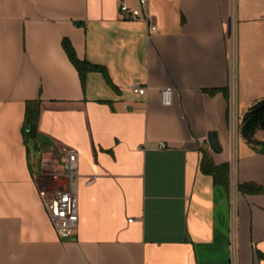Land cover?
<instances>
[{"label":"crops","instance_id":"0c3cea01","mask_svg":"<svg viewBox=\"0 0 264 264\" xmlns=\"http://www.w3.org/2000/svg\"><path fill=\"white\" fill-rule=\"evenodd\" d=\"M148 2L156 33L120 16L139 0H0V264H264V154L248 145L236 155L227 96L238 47L235 108L264 100V0ZM64 41L108 78H82ZM37 101L54 166L78 154L68 241L24 142L26 104ZM204 158L230 164L235 191L201 170ZM246 184L262 192L238 191Z\"/></svg>","mask_w":264,"mask_h":264},{"label":"built area","instance_id":"2783aa9c","mask_svg":"<svg viewBox=\"0 0 264 264\" xmlns=\"http://www.w3.org/2000/svg\"><path fill=\"white\" fill-rule=\"evenodd\" d=\"M139 3L141 9L132 8L126 3L121 4L119 8L120 16L124 20L128 21H135L143 18L144 22L149 26V32H158V28L151 22L147 13L149 8L148 0H139ZM234 59L235 51L232 49V60L234 61ZM234 87L235 69L233 68L232 62L230 86V111L232 112L235 103ZM130 91L135 95L145 96L147 94L148 88L144 85H133L131 86ZM173 100L174 94L171 87L161 90V101L164 106H171L173 104ZM162 148H166V146L162 144ZM59 178L61 179V183L58 185V187L50 192L42 190L41 196L43 198L49 220L55 228L59 239L68 241L75 237V232L79 223V205L77 194L79 175L77 153H68L64 156L62 171L60 172L59 176H55L53 180L57 182Z\"/></svg>","mask_w":264,"mask_h":264},{"label":"trees","instance_id":"16d2710c","mask_svg":"<svg viewBox=\"0 0 264 264\" xmlns=\"http://www.w3.org/2000/svg\"><path fill=\"white\" fill-rule=\"evenodd\" d=\"M64 49L70 57L72 63L77 68L82 78L90 72H99L108 78L106 69L99 65H93L87 62H82L77 59L71 45L64 41ZM228 93V92H227ZM230 99V94H227ZM39 102H27L26 104V121L24 125V142L26 145H32L36 152H43L46 149V145L43 142V137L39 135L37 130L39 120ZM229 113V112H228ZM229 118V114H228ZM264 132V100L258 102L248 109L241 122V136L254 151L260 154H264V142L258 141L254 138L256 131ZM201 170L214 178L216 185H221L225 188H230V164H223L220 166L214 165L211 161L203 159L201 163ZM238 191H244L248 194H258L262 190L258 186L253 184L237 185Z\"/></svg>","mask_w":264,"mask_h":264},{"label":"rangeland","instance_id":"374dc122","mask_svg":"<svg viewBox=\"0 0 264 264\" xmlns=\"http://www.w3.org/2000/svg\"><path fill=\"white\" fill-rule=\"evenodd\" d=\"M239 51L238 47L236 49V56L233 61V68L235 69V80H236V88L238 86V81H239ZM231 101V98H230ZM245 114H242V110L239 108L237 105L236 110H235V103L233 106V112L230 111V127H231V132H230V137H231V144L235 146V152L236 155H240L242 150L247 149L248 145L246 144V141L243 139L241 136V120L244 118ZM233 131V135H232ZM258 141H264V132H259V134L254 137ZM46 151H43L41 153L38 152H33V163L35 167V172L36 175H38V181L41 186V189L43 191H53L55 188L58 187V185L61 183V179L59 178L57 182L53 180L55 176H59L60 174V165L56 167L53 164V159L49 158L47 154H45ZM59 182V183H58ZM230 186H232V189H236V183H235V175L231 174L230 177ZM57 234V233H56Z\"/></svg>","mask_w":264,"mask_h":264},{"label":"water","instance_id":"95a60500","mask_svg":"<svg viewBox=\"0 0 264 264\" xmlns=\"http://www.w3.org/2000/svg\"><path fill=\"white\" fill-rule=\"evenodd\" d=\"M209 144L212 148V150L216 153H220L222 151V148L218 142L217 134L214 132L209 133L208 136Z\"/></svg>","mask_w":264,"mask_h":264}]
</instances>
